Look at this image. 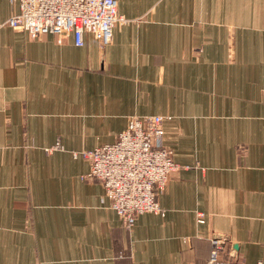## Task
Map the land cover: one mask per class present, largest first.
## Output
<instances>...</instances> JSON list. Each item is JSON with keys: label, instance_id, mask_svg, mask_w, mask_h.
<instances>
[{"label": "crops", "instance_id": "crops-1", "mask_svg": "<svg viewBox=\"0 0 264 264\" xmlns=\"http://www.w3.org/2000/svg\"><path fill=\"white\" fill-rule=\"evenodd\" d=\"M116 6L111 42L76 46L28 41L0 0V264H207L214 236L225 259L264 261V0ZM152 115L179 171L164 215L127 232L73 155Z\"/></svg>", "mask_w": 264, "mask_h": 264}, {"label": "built area", "instance_id": "built-area-1", "mask_svg": "<svg viewBox=\"0 0 264 264\" xmlns=\"http://www.w3.org/2000/svg\"><path fill=\"white\" fill-rule=\"evenodd\" d=\"M16 12L7 25L24 34L28 41L51 35L57 43L71 38L76 46L90 34L108 45L113 29L128 23L118 15L116 0H9ZM159 115L133 117L113 144L74 154L90 163L87 180L100 182L110 209L118 216L124 231H130L136 218L145 213L164 215L158 202L171 178L179 171L172 153L165 147L164 121ZM59 149V145L48 150ZM203 224V215L197 214ZM225 240L210 239L207 264H245L225 259ZM256 264H264L259 261Z\"/></svg>", "mask_w": 264, "mask_h": 264}]
</instances>
